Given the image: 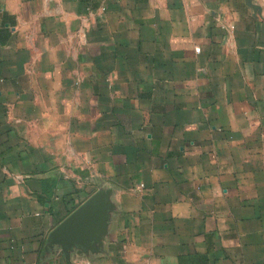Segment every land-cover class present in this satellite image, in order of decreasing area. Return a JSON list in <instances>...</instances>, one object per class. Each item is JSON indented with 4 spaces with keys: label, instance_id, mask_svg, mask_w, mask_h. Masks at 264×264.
<instances>
[{
    "label": "crops",
    "instance_id": "crops-1",
    "mask_svg": "<svg viewBox=\"0 0 264 264\" xmlns=\"http://www.w3.org/2000/svg\"><path fill=\"white\" fill-rule=\"evenodd\" d=\"M0 264H264V0H0Z\"/></svg>",
    "mask_w": 264,
    "mask_h": 264
},
{
    "label": "water",
    "instance_id": "water-1",
    "mask_svg": "<svg viewBox=\"0 0 264 264\" xmlns=\"http://www.w3.org/2000/svg\"><path fill=\"white\" fill-rule=\"evenodd\" d=\"M104 196L103 191L93 192L50 230L49 240L66 254L73 246L96 248L106 224Z\"/></svg>",
    "mask_w": 264,
    "mask_h": 264
},
{
    "label": "built area",
    "instance_id": "built-area-1",
    "mask_svg": "<svg viewBox=\"0 0 264 264\" xmlns=\"http://www.w3.org/2000/svg\"><path fill=\"white\" fill-rule=\"evenodd\" d=\"M229 27H233V25L232 24H229Z\"/></svg>",
    "mask_w": 264,
    "mask_h": 264
}]
</instances>
